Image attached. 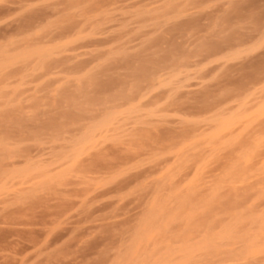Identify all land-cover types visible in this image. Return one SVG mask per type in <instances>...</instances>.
Masks as SVG:
<instances>
[{
    "label": "rangeland",
    "instance_id": "1",
    "mask_svg": "<svg viewBox=\"0 0 264 264\" xmlns=\"http://www.w3.org/2000/svg\"><path fill=\"white\" fill-rule=\"evenodd\" d=\"M0 264H264V0H0Z\"/></svg>",
    "mask_w": 264,
    "mask_h": 264
}]
</instances>
